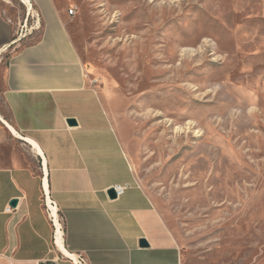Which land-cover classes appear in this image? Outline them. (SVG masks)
Masks as SVG:
<instances>
[{
	"label": "rangeland",
	"instance_id": "rangeland-1",
	"mask_svg": "<svg viewBox=\"0 0 264 264\" xmlns=\"http://www.w3.org/2000/svg\"><path fill=\"white\" fill-rule=\"evenodd\" d=\"M64 1L181 264H264V0ZM3 2L13 46L35 40L36 10Z\"/></svg>",
	"mask_w": 264,
	"mask_h": 264
},
{
	"label": "crops",
	"instance_id": "crops-1",
	"mask_svg": "<svg viewBox=\"0 0 264 264\" xmlns=\"http://www.w3.org/2000/svg\"><path fill=\"white\" fill-rule=\"evenodd\" d=\"M31 1L42 29L13 46L23 38L14 39L0 0V57L13 46L0 107V264H74L77 257L85 264H181L169 216L139 182L95 71L74 41L70 8L64 0ZM116 185L127 187L111 197ZM49 197L69 256L57 244Z\"/></svg>",
	"mask_w": 264,
	"mask_h": 264
},
{
	"label": "bare ground",
	"instance_id": "bare-ground-1",
	"mask_svg": "<svg viewBox=\"0 0 264 264\" xmlns=\"http://www.w3.org/2000/svg\"><path fill=\"white\" fill-rule=\"evenodd\" d=\"M25 2V4L27 5L28 9H29V14L32 13L33 9H34V6H33V3L31 0H23ZM47 186V184H46ZM49 194V193H48ZM47 206L49 207V209L51 210V216L52 218H54V222L57 223V244H59L60 248L64 251V254L66 255H71L69 253V251L66 249L64 243H63V232L61 230V227L59 225V220H58V212H57V207L52 203L50 197L48 199V203H47ZM60 249V250H61ZM74 257V256H73ZM77 263H79L78 259L77 258H73ZM80 264V263H79Z\"/></svg>",
	"mask_w": 264,
	"mask_h": 264
},
{
	"label": "built area",
	"instance_id": "built-area-1",
	"mask_svg": "<svg viewBox=\"0 0 264 264\" xmlns=\"http://www.w3.org/2000/svg\"><path fill=\"white\" fill-rule=\"evenodd\" d=\"M69 13H70V15L75 14L76 13V9L73 8V7L70 8L69 9ZM126 187L127 186L116 185L114 187L115 192H116V195L117 196H120L121 194H123L124 191H125V189H126ZM46 208H47V212H48L49 217L51 218V220L54 223V218H52V216H51V210L49 209V207L47 205H46ZM7 210L8 211H11L12 210V207L9 206ZM54 225H55V223H54ZM55 229H56V225H55ZM55 234H56V230H55ZM77 259H78V261H79L80 264H85V259L83 257H77ZM72 261H73L74 264H79L74 259H72ZM44 264H58V259H56V258L46 259L44 261Z\"/></svg>",
	"mask_w": 264,
	"mask_h": 264
},
{
	"label": "water",
	"instance_id": "water-1",
	"mask_svg": "<svg viewBox=\"0 0 264 264\" xmlns=\"http://www.w3.org/2000/svg\"><path fill=\"white\" fill-rule=\"evenodd\" d=\"M69 122L72 123V124H75V123H76V120H74V119H70ZM108 193H109V195H110L111 197H116V196H117L114 188L109 189ZM17 203H18V199H12V200L10 201V204H11L12 206H16ZM141 244H142V245H147L148 243H147V241H146L145 239H142V240H141Z\"/></svg>",
	"mask_w": 264,
	"mask_h": 264
}]
</instances>
